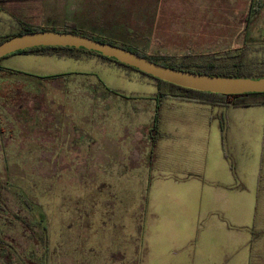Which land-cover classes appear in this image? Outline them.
I'll return each mask as SVG.
<instances>
[{"label": "rangeland", "instance_id": "rangeland-1", "mask_svg": "<svg viewBox=\"0 0 264 264\" xmlns=\"http://www.w3.org/2000/svg\"><path fill=\"white\" fill-rule=\"evenodd\" d=\"M71 4L69 0L0 3V38L18 32L15 16L22 25L63 29ZM227 9L230 20L224 22L226 15H219L218 33L229 31L230 44L220 39V44L194 53L244 47L245 60L255 64L264 59V51H254L264 46V0H230V8H220ZM215 11L209 8L203 13L217 15ZM0 66L35 77L86 75L46 80L0 73V247L6 250L0 252V264H133L138 242L130 229V214L136 210L137 194L148 188L142 158L150 151L149 142H137L134 131L145 116L132 121L114 118L102 133L97 120L93 124L87 117L98 112V103L84 96L98 97L106 88L125 97L147 95L152 86L143 85L146 80L141 82L139 73L129 78L127 72L97 62L43 61L14 54L0 59ZM197 109L208 112L211 107ZM50 118L56 128L49 127ZM84 132L97 142L84 144ZM52 137L57 143L47 141ZM99 138L107 142L102 144L113 158L105 166L97 160ZM156 151L161 157L162 142Z\"/></svg>", "mask_w": 264, "mask_h": 264}, {"label": "crops", "instance_id": "crops-1", "mask_svg": "<svg viewBox=\"0 0 264 264\" xmlns=\"http://www.w3.org/2000/svg\"><path fill=\"white\" fill-rule=\"evenodd\" d=\"M69 1L73 4L65 24L146 55L179 57L195 54L197 48L220 44V39L223 44H230L229 31L225 35L218 33L219 15H226H223L224 22L230 20V10H220L230 8V0ZM209 8L216 9L218 14H204ZM206 40L210 43L205 44ZM204 49L199 54L207 52ZM21 55L43 61L113 65L127 72L129 78L137 73L82 52L75 53V58L56 54ZM57 75L86 76L85 73ZM144 77L141 75L138 79L146 80L143 85L152 86L147 95L129 93L125 97L107 88L114 93L104 90L105 94L98 97L84 96L98 103V112L87 117L93 124L97 120L99 132H106L109 121L114 118L132 121L145 116L134 134L137 142L144 139L149 142L146 128L155 114L156 85ZM129 100L136 104L128 106ZM161 105L163 138L157 144L162 142V156L156 151V145L149 165L148 155L142 158L148 188L137 194L136 210L130 214V229L138 242V255L132 263L264 264V107L210 106L207 112L197 109L204 104L175 99L162 100ZM52 120L48 125L56 128ZM82 140L87 145L97 142L86 132ZM38 141L34 138V142ZM47 141L57 143L58 139L52 137ZM98 143V164L105 166L113 158L102 144L107 142L99 138ZM88 160L96 161L95 158Z\"/></svg>", "mask_w": 264, "mask_h": 264}, {"label": "trees", "instance_id": "trees-1", "mask_svg": "<svg viewBox=\"0 0 264 264\" xmlns=\"http://www.w3.org/2000/svg\"><path fill=\"white\" fill-rule=\"evenodd\" d=\"M12 1L18 2H26L29 0H0V3H7ZM16 21L19 26V30L16 33L9 34L7 36L0 38V43L6 41L15 36H19L25 33L30 32H39V31H55V32H66V33H73L79 34L93 40L109 43L128 51H131L149 61H152L158 65H162L168 68L205 75V76H212V77H232V78H251V79H259L264 78V59L259 60L257 63H252V61L245 60L244 47H238L234 49H224L219 51H214L210 53H201V54H192L186 53L182 56L175 57L169 55H146L138 50L130 48L128 46L117 44L116 42L106 40L99 37H94L86 34L85 32L77 30L72 25H67L63 29L56 30L55 28H35L31 26L22 25L21 20L18 16H15ZM254 51L261 52L264 51V46H258L254 48ZM82 52L95 55L102 60L113 62L116 65L135 71L142 76H145L155 82L156 85V93H155V114L153 121L151 124L146 128L147 134L149 137V146L150 151L149 155L147 156L148 165L151 163L153 150L157 145L159 139L163 138V134L160 131V123H161V104L162 100L165 99H175L183 102H193L197 104H204L209 106H219V107H226V108H241V107H253V106H263L264 107V93H246V94H239V95H226V94H215L209 92H201L191 89H186L180 86L173 85L171 83L161 81L155 79L151 76H148L142 72L137 71L136 69L126 66L122 63L115 61L114 59L104 57L96 52H90L83 49H74V48H67V47H35L26 50H21L15 52L14 54H34V55H54L60 57H67V58H75V53ZM7 72L11 75L16 76H28L32 78H39V79H46V80H56L62 78L66 75H55L49 77H35L31 75H27L21 73L19 71L9 70L2 68L0 66V73ZM104 87V85H103ZM107 89V88H106ZM107 91H110L107 89ZM114 93L113 91H110ZM1 242V239H0ZM2 243V242H1ZM2 246V245H0ZM6 252L4 247H0V252Z\"/></svg>", "mask_w": 264, "mask_h": 264}, {"label": "water", "instance_id": "water-1", "mask_svg": "<svg viewBox=\"0 0 264 264\" xmlns=\"http://www.w3.org/2000/svg\"><path fill=\"white\" fill-rule=\"evenodd\" d=\"M35 47H67L96 52L155 79L186 89L215 94L264 93V78L212 77L158 65L121 47L66 32L39 31L12 37L0 43V59Z\"/></svg>", "mask_w": 264, "mask_h": 264}]
</instances>
